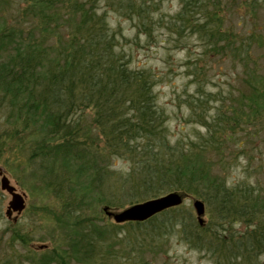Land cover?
I'll list each match as a JSON object with an SVG mask.
<instances>
[{"label": "trees", "instance_id": "obj_1", "mask_svg": "<svg viewBox=\"0 0 264 264\" xmlns=\"http://www.w3.org/2000/svg\"><path fill=\"white\" fill-rule=\"evenodd\" d=\"M100 1L114 4L147 34L162 21L160 13L154 17L160 0H0V120L7 118L0 130L9 126L11 134L4 136H17L20 145H27L31 157L38 159L41 178L65 201L72 220L79 219L74 211L87 210L94 196L109 203L108 198L134 201L177 191L204 201L215 224L209 231L206 224L182 217L179 207L168 209L162 220L153 216L144 221L153 220L145 226L152 232L146 233L147 246L145 238L139 245L141 259L142 247L150 248L152 236L162 227L186 232L185 240L210 250L215 264H264V187L247 180L228 184L223 175L231 149L245 150L259 137L261 130L251 129L264 113V68L240 57L243 90L228 91L229 107L220 106L210 115L201 97L190 100L189 118L204 131L172 140L156 104L153 73L130 67L117 48L115 29L98 11ZM178 1L166 26L179 38L185 29H193L233 58L237 52L249 53L242 39L220 31L225 0ZM241 2L247 7L258 0ZM191 74L200 80L196 67ZM87 108L92 125L84 124ZM20 132L26 136L18 137ZM98 137L101 146L96 145ZM115 155L130 165L111 180L109 159ZM88 220L82 232L76 230L77 221L70 224L76 226L82 244L76 241L82 246L86 240L100 245L110 228L130 225L107 228ZM239 220L248 221L241 232L233 228ZM88 249L93 253L91 246ZM126 250L128 264L138 259ZM146 260L143 264H150ZM52 261L53 255L41 257V264Z\"/></svg>", "mask_w": 264, "mask_h": 264}, {"label": "rangeland", "instance_id": "obj_2", "mask_svg": "<svg viewBox=\"0 0 264 264\" xmlns=\"http://www.w3.org/2000/svg\"><path fill=\"white\" fill-rule=\"evenodd\" d=\"M225 1L228 7L224 6L220 31L242 39L245 47L249 48V53L237 52L235 58L229 50H216L206 37L200 36L193 29H185L179 38L166 26V21L179 8L178 0L159 1L154 17H158L160 13L162 21L159 25H153L148 34L143 28H138L137 21L119 12L114 4L107 1L99 3L98 11L105 14L109 25L115 29L119 39L117 48L126 54L130 67L147 69L153 73L156 104L165 114L163 124L172 140H185L187 137H194L196 131H204L201 125L189 118L192 99L201 97L204 100L207 115L215 113L220 106L229 107L228 91L237 93L243 90L242 57L248 58L251 65L255 60L257 65L264 68V0H258L256 5L250 4L247 7L242 5V0ZM194 67L199 71L200 80H196L191 74ZM92 118L91 109H85L84 124L92 125ZM6 119V115L2 116L0 126ZM258 120L259 123L251 130H261L257 134L259 137L248 142L245 150L231 149L232 156H226L225 164L229 163L230 166L223 175L228 184L247 180L264 187V113ZM2 129L5 130H0V170L16 187L17 192L24 195L25 207L17 215L16 221L12 219L15 212L8 218L5 211L10 195L0 187V264H41V257L46 255H53L55 259L49 264H128V252L126 255L123 249H128L126 251H131L130 254L138 258L132 260L137 263L131 261L130 264H143L142 259L148 262L146 258L150 264H215L210 250L194 248L185 240L183 236L186 232L161 230L162 227L152 236L150 248L143 250L142 247L141 259L139 245H142L141 241L145 238L147 246L149 237L146 233L152 232L146 227L153 220L149 223L139 222V225L129 222L130 225L110 228V224L119 223H115L105 214L104 205L120 210L130 204L155 197L132 201V198L122 196L121 201L108 198L109 203H106L103 199L97 201V196H94L91 203L86 205L87 210L74 211V214L78 213L79 219L72 220L63 207L65 201L41 178L38 159L31 157L27 145L19 144L17 136H4L11 134L9 126H2ZM22 134L20 132L18 137ZM22 136L25 137L26 134ZM95 142L101 146L100 137ZM129 165V161L123 157L115 155L110 158L111 180L117 179L119 173L127 171ZM220 167L216 164L218 172L221 171ZM258 190L261 192V189L256 191ZM176 207L183 212L180 213L181 216L184 215L182 217L201 226L197 222L190 198H186ZM167 211L159 212L154 217L162 220L168 215ZM209 215L206 207L204 219L208 226L207 231L215 225L212 222L214 219L210 221ZM88 219L98 226L110 228L103 237V245L96 242L90 244L88 240L83 246L80 245L81 239L79 241L75 231H80ZM76 221L79 223L77 229L70 225ZM246 224L248 225V221L244 223L239 220L233 224V228L241 232L245 230ZM193 232H196L195 229ZM125 244L127 248H124ZM89 246L94 249L93 253L88 252Z\"/></svg>", "mask_w": 264, "mask_h": 264}, {"label": "water", "instance_id": "obj_3", "mask_svg": "<svg viewBox=\"0 0 264 264\" xmlns=\"http://www.w3.org/2000/svg\"><path fill=\"white\" fill-rule=\"evenodd\" d=\"M0 187L5 190L10 195V200L8 201V206L6 208V215L8 218H11L12 212H15L16 215L12 218L13 221H16L17 215L24 209V195L17 192L16 187L13 186L8 177L2 174L0 170ZM185 194H182L177 191H171L164 195L147 199L142 202H137L131 204L121 210H112L108 206H104L103 210L107 216L112 218L116 223H123L126 221H144L153 215L171 208L175 207L182 203ZM192 206L196 214V219L199 225H203L204 213H205V204L199 198H193Z\"/></svg>", "mask_w": 264, "mask_h": 264}]
</instances>
